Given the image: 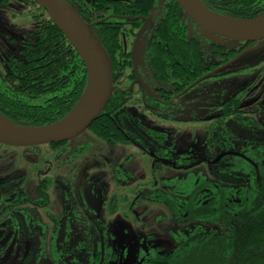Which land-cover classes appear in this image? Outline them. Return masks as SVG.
Listing matches in <instances>:
<instances>
[{
  "label": "trees",
  "instance_id": "trees-1",
  "mask_svg": "<svg viewBox=\"0 0 264 264\" xmlns=\"http://www.w3.org/2000/svg\"><path fill=\"white\" fill-rule=\"evenodd\" d=\"M27 1L39 13L31 14L29 7L26 12L21 9L20 15L29 16L34 29L18 51L8 56L11 61L8 78L0 80V119L30 128L64 118L80 99L86 79L84 66L64 35L41 7L32 0ZM200 1L209 10L238 21H253L264 13V0ZM157 2L96 0L90 7L106 15L135 17L147 16ZM185 20L187 16L176 0H166L163 15L146 47L147 68L154 80L170 82L178 91L206 73L198 40H187ZM140 25V21H135L132 27L125 28L127 24L112 18L92 27L109 56L113 86L120 77L125 76L127 81L133 78L131 54L122 50L120 41L122 35L134 38ZM121 97L114 90L105 109L87 129L109 145L127 143L114 119ZM253 121L246 116L222 115L208 122L204 142L208 151L204 158L213 160L220 153L226 154L216 163H208L203 171L198 168V162H187V171L182 177L162 182L167 194L160 195V201L167 204L177 219L205 223L213 219L215 226L194 225L182 236L178 246L165 252L150 251L142 264H264V137L259 133V129L264 132V120L263 128L259 129ZM155 143L162 145V139L156 136ZM46 146L43 150L55 152L56 144ZM47 150L42 154L46 155ZM193 167L196 172L192 171ZM29 178L16 177L0 183V203L8 204L15 199L12 204L23 206L0 213V219L11 222V226L0 227L3 235L0 264H63L56 255L69 254L67 243L57 249L55 226H44L49 223L43 222L39 214L48 203L53 180L45 174L37 175L34 181ZM29 181L33 189L26 187ZM154 186L157 184L152 183L151 187ZM29 189L34 195H30ZM23 211L26 238L21 236V227L14 224L15 220L20 222ZM18 237V242L13 240ZM100 245L101 242L96 252L84 255L77 262L100 263Z\"/></svg>",
  "mask_w": 264,
  "mask_h": 264
},
{
  "label": "rangeland",
  "instance_id": "rangeland-1",
  "mask_svg": "<svg viewBox=\"0 0 264 264\" xmlns=\"http://www.w3.org/2000/svg\"><path fill=\"white\" fill-rule=\"evenodd\" d=\"M162 3L163 0H159V5L154 8L150 16L151 24L161 13ZM19 10L16 6H0V60L6 54L15 53L20 42L27 39L34 29L29 16H19ZM152 31L149 29L138 40L122 35L120 41L122 50L132 53L134 66L145 86L149 85L146 47ZM257 58H264V49L250 50L237 63L251 62ZM234 79L230 75L207 80L193 91L210 86L214 88L220 84L234 85ZM123 80L120 86H126ZM141 89L140 85H135L133 93L126 97L119 109L120 113L115 115L119 126L124 127L127 113H131L133 120L162 139V145L168 149L169 154L181 157L178 161L185 158L186 154L192 155L193 160L202 153L206 154L208 147H204V142L209 121L202 117L203 112L196 115L199 116L198 120H162L143 107L138 96ZM183 115L185 117V113ZM249 117L257 123V129L263 128L261 122L264 115L250 114ZM259 133L264 137L261 129ZM142 146L139 143L109 145L86 130L63 145L64 152L61 153L62 149L59 152L43 150L46 145L36 147L38 153L34 148L26 153L16 148L1 150L0 177L9 176L14 179L18 175H29L30 181H34L37 175L45 174L53 180L49 205L39 214L44 222H48L51 217L57 220L55 224L44 226H55L54 241L57 249L67 243L69 254L64 257L61 253L56 255L63 264H80L77 261H82L88 253L96 252L100 242L102 245L99 249H103L107 255L115 254L118 258L116 261L109 258L103 264H142L150 251L165 252L178 246L182 236L194 225L201 228L215 226L213 219H207L209 223L177 219L167 204L160 201V195L167 194L162 182L182 177L185 172L164 164L153 167V157L143 153ZM46 150L47 154L43 155ZM204 164L203 160L198 161L197 166L201 171L209 165ZM192 171L196 172V167ZM30 181L26 187L33 189ZM151 182L157 186L151 187ZM31 189L29 193L34 195ZM137 195L140 198L135 203ZM68 209L74 214L69 215L70 221H65ZM75 216L85 221V226L79 227L72 220ZM50 229H47L48 232ZM2 237L1 234V242ZM19 239L13 240L18 242Z\"/></svg>",
  "mask_w": 264,
  "mask_h": 264
},
{
  "label": "flooded vegetation",
  "instance_id": "flooded-vegetation-1",
  "mask_svg": "<svg viewBox=\"0 0 264 264\" xmlns=\"http://www.w3.org/2000/svg\"><path fill=\"white\" fill-rule=\"evenodd\" d=\"M14 1L15 2L10 3L7 0H0V6L8 7L9 5H11V6L19 7L20 10L18 14L22 13L21 12L22 8L25 9L24 11L26 12L28 10V7L29 10L31 11V14L39 13L37 8L31 6L27 0H14ZM65 1L67 3L69 2V4L76 11L80 12L85 18L86 23L90 24L92 27L104 21H108L112 18L119 19L121 23L127 24L125 28L132 27L135 21H140L141 25L136 33V36L144 25H145V30L141 34V36L144 33H146V31H148L149 29H152L154 31L158 20L163 15V9L164 6L166 5V0H163L161 13L155 18L154 22L151 24L150 16L152 15L154 8L157 7V5H159V0L156 6L149 12L147 16H135V17L120 16L114 14L106 15L105 13H99L97 9L90 7V5L95 3L96 0H65ZM19 16H23V15H19ZM128 18L134 20L130 21L128 20ZM140 18H144L145 21L141 20ZM185 26L188 28L187 40L196 38L202 49L201 52L204 55L203 67L206 70V73L201 75L195 81H197L198 79H200L201 77L207 74H209V77L190 89L188 88L195 81H193L188 86L178 91L177 87L172 86L170 82L162 83L154 80L152 74L147 68L149 74V78H148L149 85L145 86L142 82L140 73L136 71V68L134 66V61L132 58V53L130 52L131 63H132L130 70L133 73V78L130 81H127L125 76L120 77L118 79V83L116 84V86H113L114 88L113 91L117 90L120 93V95H122L121 102L116 108L114 119H115V115L120 113L119 109L124 104L126 97L130 96L133 93V88L135 85L137 86L140 85L142 87L141 91L138 93V96H139V101L142 102L143 104V107L153 115L158 116L162 120L172 119L174 122H179L184 119L188 121L198 120L199 116L196 115H199L198 113L201 112H203L204 115H202V117H205L206 121L207 120L211 121L216 117L222 115H239V116H246L248 118H251L249 117L250 114L264 115V58H257L255 60H252L251 62H246L242 64L237 63V61L240 58L244 57L250 50H253L254 48L264 49V40H260L259 42L228 40L220 36L212 35L206 32L205 30L201 29L197 24L190 21L188 17L187 20H185ZM189 35L190 37L188 38ZM136 36L132 39L136 40ZM125 37L131 38L129 36H125ZM26 40L27 39L23 40L22 42ZM22 42H20V44ZM20 44L18 45V48ZM18 48L16 52L18 51ZM9 55L11 54H6L5 57L2 60H0V80L2 82L7 80L8 78L7 77V74L9 72L8 68L11 64V61L8 60ZM146 66H147V61H146ZM230 75L235 77L234 85L220 84V85H216V87L214 88L210 86L203 88L202 90L193 91L195 87L199 86L200 84L204 83L207 80L224 78ZM121 79H124L123 81L126 83V86H120V83L122 82ZM184 113H185V117L183 115ZM117 126L123 132V136L125 137V140L127 142L125 145L130 143H139L141 146L143 145L142 146L143 153L153 157V161H152L153 167H156L155 166L156 163H160L167 165L173 168L174 170L180 169L182 171H187L185 169L187 167L186 165L187 162L191 161V163H194V162H198L199 160H203L204 163L214 164L218 160H220L222 156L226 154V153H220L213 160H210L209 158L205 159L204 153H202L199 156V158H196V160H193L192 155L186 154L185 158L178 161V159H180L181 157L177 155L169 154L167 152L168 149L165 146L157 145L155 143L156 133L149 130L148 128L141 126L137 121L133 120L131 113H127V120L124 123V127L119 126L118 123ZM125 128L127 129L128 132L125 130ZM66 143L67 142L56 144L55 152H59V150L63 148L62 146L65 145ZM61 144L63 145L61 146ZM37 147H41V146H37ZM5 148L15 149L13 147L0 144V151L4 150ZM33 148L36 147L28 148L26 150L23 148H16V149H19L21 152L26 153L28 150ZM61 152H64V149L60 150V153ZM157 154H160L161 156ZM218 157L220 158L218 159ZM176 164L179 165L176 166ZM26 176L28 177L29 175H18L17 177H26ZM8 180H11L9 176L0 177V183L6 182ZM152 183L156 184L154 182H151L150 185ZM139 196L140 195H137V198ZM137 198L136 197L134 198L135 203ZM5 200L6 199H4V201ZM11 200L12 202L15 201V199H11ZM12 202L8 204L0 203V213L9 209L23 208L22 205L17 206V204H12ZM48 205H49V199L46 207L40 209V211L46 209ZM70 214L72 215L74 213H71V210L68 209L66 211V216L64 217L65 221L66 220L70 221V216H69ZM72 220L79 227L85 226L83 225L84 224L83 222L85 221H82L78 216L77 217L75 216ZM42 221L44 222L43 218ZM56 222L57 220L51 217L50 220L45 223L55 224ZM14 224L21 227V236L23 238H26V232L24 230L26 226L25 211H23V214L21 215L20 222L18 223L17 220H15ZM3 226L4 227L11 226L10 220L3 221L2 219H0V227ZM100 252H101V257H99L100 263L98 264H103L109 258H111L112 261L113 260L116 261L118 259L115 256V254L112 255L105 254V251L103 249L102 250L100 249Z\"/></svg>",
  "mask_w": 264,
  "mask_h": 264
},
{
  "label": "water",
  "instance_id": "water-1",
  "mask_svg": "<svg viewBox=\"0 0 264 264\" xmlns=\"http://www.w3.org/2000/svg\"><path fill=\"white\" fill-rule=\"evenodd\" d=\"M32 1L45 11L73 47L84 66L86 80L83 93L74 108L55 123L28 128L12 125L0 119V144L25 150L69 142L82 135L105 109L114 89L109 56L92 26L86 23L65 0ZM176 2L190 21L212 35L232 41L264 40V13L256 20L245 22L221 16L209 10L200 0ZM140 19L145 21L144 18ZM144 30L145 25L137 34L136 40ZM208 77L209 74L201 77L188 89Z\"/></svg>",
  "mask_w": 264,
  "mask_h": 264
}]
</instances>
